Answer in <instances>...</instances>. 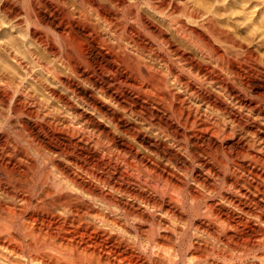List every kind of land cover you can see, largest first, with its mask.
Listing matches in <instances>:
<instances>
[{
	"label": "bare ground",
	"instance_id": "bare-ground-1",
	"mask_svg": "<svg viewBox=\"0 0 264 264\" xmlns=\"http://www.w3.org/2000/svg\"><path fill=\"white\" fill-rule=\"evenodd\" d=\"M73 2L0 0V264H221L201 259L208 249L253 263L264 241L250 227L264 225V135L253 131L254 117L264 122V0ZM173 154L198 166L191 189L208 196L214 162L233 157L220 210L204 208L201 225L182 218L197 199Z\"/></svg>",
	"mask_w": 264,
	"mask_h": 264
},
{
	"label": "rangeland",
	"instance_id": "rangeland-1",
	"mask_svg": "<svg viewBox=\"0 0 264 264\" xmlns=\"http://www.w3.org/2000/svg\"><path fill=\"white\" fill-rule=\"evenodd\" d=\"M23 1V0H22ZM62 1H64L65 3H67V8L69 7V10L72 8V9H77L78 7H75V6H78L76 3H74L73 2V0H62ZM69 1V2H68ZM254 1H256V0H254ZM71 2V3H70ZM138 3V4H137ZM136 3V5L134 4V6H135V8H137L138 10L140 9V11L142 10V0H138V2ZM70 4V5H69ZM130 5H127V7L125 6V8L127 9L128 7H129ZM138 6V7H137ZM24 7H25V5H24V3L23 2H21L19 5H18V8H19V10H20V13L21 14H23V9H24ZM69 10H67V12L69 11ZM56 28V29H55ZM55 28H53V31H54V33L57 35V36H59L60 35V33H58V32H60V30L57 28V27H55ZM48 35H50V34H48ZM4 36L6 37V39L4 38ZM51 36V35H50ZM1 37H3L4 38V40H6V41H8L9 39L11 40V38H10V36L9 35H7V33L6 32H2V35H1ZM7 37H8V39H7ZM52 37V36H51ZM53 38V37H52ZM11 43H12V45L13 44H15L12 40L10 41ZM54 42V41H53ZM55 43V42H54ZM56 44V43H55ZM159 52V53H158ZM158 55H160V54H163L162 53V51H157L156 52ZM19 54H20V57L21 58H25V54H24V52L22 53V51L20 50V52H19ZM165 54V53H164ZM2 60V57L0 56V61ZM5 69H9L8 70V72H10L11 73V70L12 69H10L9 67H6ZM12 75H14V72H13V70H12V73H11ZM261 91H263V92H261ZM259 93H257V94H259V95H257V96H255L256 97V99L257 100H259V102L262 104V105H264V90H260V91H258ZM262 93V94H261ZM254 97V98H255ZM261 97V98H260ZM247 98H250V97H247ZM259 118H257V117H254L253 118V121L255 122V124L259 127V129L260 130H253V131H255V134H258V132H259V134H262V135H264V122H262V119H259ZM257 121V122H256ZM28 125H31V124H29L28 123ZM258 131V132H257ZM230 140H228L227 141V144L229 145V146H232L233 144L235 145V142H230ZM238 146V145H237ZM191 155L190 156H192V153H190ZM175 156H177V157H175ZM230 155H227V158H228V165L226 166V165H224L223 166V164L221 165L219 162L217 163L216 161L214 162V163H216L217 164V169H215V171H217V172H215V173H217V175H218V179H216V186H218L217 187V189H216V191H215V194L214 195H207V194H199V193H197L196 191H193L192 189H191V179L192 178H194V177H196L198 174H199V168H198V166L197 165H194L193 164V161L191 160V159H189V158H186V157H184V156H178V155H176V154H173L172 155V158H173V160H172V163L174 164V166L177 168V166H178V171L181 173V175L179 174V172H178V174L180 175V177H183V180H185L186 181V185H183V184H180V187L182 186V188H183V190H184V192L186 193V194H189L190 196L192 195L193 196V198H195V200L197 199V201H195V203L192 205V206H190V207H188L181 215H182V218L184 219V221H185V223L186 224H190V223H196V224H199V225H201L204 221H205V219H206V217H205V209L204 208H206L207 206H210L211 208H213V209H215V210H220V205L219 204H217V202H215L214 200V198H216V196H218L219 194L218 193H220V194H226V192L224 191V187H223V182H225V181H229V179H230V177H231V175H230V171H229V169H228V167H229V164H230V162H231V160L233 159V157L232 156H230ZM175 157V158H174ZM178 157H180V158H178ZM191 160V161H190ZM184 161V162H183ZM180 162V163H179ZM192 162V163H191ZM177 163H179V165L177 164ZM181 163H183L184 165H182ZM239 163L241 164V163H244V160H240L239 161ZM177 164V165H176ZM219 168V169H218ZM43 174V170L42 171H39V172H37L36 173V177H40L42 174ZM184 175V176H183ZM228 175H230V176H228ZM222 180V182L220 183L219 181H221ZM218 182L220 183L219 185H218ZM208 183V182H207ZM210 183V182H209ZM206 184V183H205ZM220 186V187H219ZM223 187V188H222ZM189 192V193H188ZM217 194V195H216ZM204 198H203V197ZM207 197V198H206ZM200 202V203H199ZM213 203V204H212ZM207 204V205H206ZM215 204V205H214ZM218 210V211H219ZM187 216V217H186ZM148 217H146V216H144V219H145V223H144V226H148V223H149V221L150 220H148L147 219ZM147 219V220H146ZM204 220V221H203ZM254 220V219H253ZM148 221V222H147ZM190 221V222H189ZM188 222V223H187ZM147 224V225H146ZM250 227H251V229L252 230H254L255 232H257L258 234L260 233L261 235H263V237H264V225H262V224H259L257 221H255L254 220V222H250ZM126 233H125V235L123 236V238L124 239H126V240H130L131 242H135V240H136V234H135V232L133 231V228L132 227H126ZM129 234V235H128ZM159 233L157 232V233H154V234H152L151 235V237L152 238H154V239H160V234L158 235ZM161 234H164V233H161ZM133 236V237H132ZM135 236V237H134ZM173 237L172 236H170L169 235V239H167V238H165V239H163L164 240V243H166L167 245H173V244H175V242H174V239H172ZM133 240V241H132ZM192 242V241H191ZM194 243V241L192 242V243H190V239L189 238H186V239H184V240H181L180 241V243H178V245H179V250L182 252V253H184V252H186L187 250H189L190 248H191V245ZM166 245V246H167ZM23 247H25V246H23L22 245V248ZM26 251L28 250V249H26V248H24ZM183 249V250H182ZM264 241H263V243L261 244V246L260 245H257L256 247H253L252 248V250L250 251V253H249V255L247 256V262H253V263H251V264H257L258 262H259V257H261L264 253ZM206 254V255H205ZM215 254V251L214 250H210V249H208V250H206L203 254H201V259H213V260H216L217 262H219V263H221V264H235V263H237V262H234V261H228V260H225L223 257H220V256H216V255H214ZM260 254V255H259ZM200 257V256H199ZM206 257V258H205ZM220 257V258H219Z\"/></svg>",
	"mask_w": 264,
	"mask_h": 264
}]
</instances>
